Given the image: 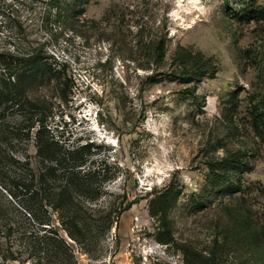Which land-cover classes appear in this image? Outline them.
I'll use <instances>...</instances> for the list:
<instances>
[{
  "label": "rangeland",
  "instance_id": "rangeland-1",
  "mask_svg": "<svg viewBox=\"0 0 264 264\" xmlns=\"http://www.w3.org/2000/svg\"><path fill=\"white\" fill-rule=\"evenodd\" d=\"M84 7L0 0V48L35 47L60 70L31 88L35 117L91 145L92 205L119 215L93 256L68 237L79 264H264V0ZM2 148L0 211L20 218L29 170ZM13 151L37 160L32 139Z\"/></svg>",
  "mask_w": 264,
  "mask_h": 264
},
{
  "label": "trees",
  "instance_id": "trees-1",
  "mask_svg": "<svg viewBox=\"0 0 264 264\" xmlns=\"http://www.w3.org/2000/svg\"><path fill=\"white\" fill-rule=\"evenodd\" d=\"M51 7H67L76 17L85 12L89 0H50ZM61 11V10H59ZM264 18V11H260ZM60 74L45 61L39 49L0 48V155L3 144L13 164H27L28 172L18 174L17 185L25 191L21 217L0 211V264L10 260L30 264H79L69 238L85 253L97 251L93 244L107 234L118 219L112 207L93 206L103 195L94 179L96 169L86 170L91 145L72 147L55 135L40 117V101L31 98V88L45 76ZM16 114L17 121L7 120ZM255 118L259 120L258 113ZM32 139L36 162L16 158L15 144ZM12 152V154H11ZM154 200H166L169 188L158 191ZM2 214V215H1ZM2 216V217H1ZM69 237V238H68ZM95 255V253H94Z\"/></svg>",
  "mask_w": 264,
  "mask_h": 264
}]
</instances>
